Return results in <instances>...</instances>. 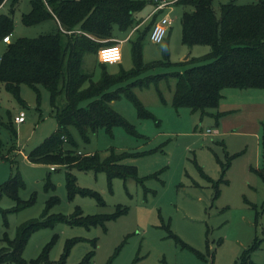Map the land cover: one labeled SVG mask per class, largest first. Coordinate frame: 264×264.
<instances>
[{"label": "rangeland", "instance_id": "obj_1", "mask_svg": "<svg viewBox=\"0 0 264 264\" xmlns=\"http://www.w3.org/2000/svg\"><path fill=\"white\" fill-rule=\"evenodd\" d=\"M228 1L213 0L215 12L220 4ZM232 1L245 4L264 0ZM159 6V2H153L136 14L145 17L137 32L144 30L155 13H160L157 20L162 16L171 20L160 44L151 43L148 35L144 39L143 61L161 59L164 44L168 46L169 60L173 64L183 62L185 57H200L196 54H200L204 46H186L181 42L180 19L185 7L167 3L162 10ZM29 10V0H16L14 4L8 1L0 8V14L11 13L12 40L56 30L52 19L24 25L21 16ZM135 34L134 28L133 38ZM120 46L121 61L106 65L111 74L133 66L130 42H122ZM4 48L0 41V55ZM189 66L191 64L187 63L155 69L151 73L180 71ZM83 69L93 74V80L98 79L100 68L94 55L84 56ZM174 83L175 79L168 77L159 81L158 86L151 83L144 88H134L152 118H138L133 103L125 97L110 103L111 108L134 127L139 137L129 134L122 126H115L110 132L99 129L90 135L89 141H84L73 127L68 128L76 142V150L81 153L104 156L109 148L142 153L123 160L125 164L136 166L138 183L132 178L126 181L114 178L108 184L103 172L71 171L76 176V185L96 191L102 203L81 194L69 197L63 166L32 165L26 160L28 152L57 126L46 89L40 88L38 100L32 88L22 85L20 98L23 103H20L0 84V184L11 174L19 175L24 186L18 190V198L22 201L34 198L31 205L18 208L15 200L0 195V248L6 247L4 239L14 240L20 224L38 219L47 200L55 196L58 203L47 209L45 218L53 215L77 218L78 209L83 217L115 214L119 208H125L126 212L103 225L50 222L27 238L21 252L23 264L38 259L45 248L50 264L61 258L62 264H78L90 252L92 256L87 264H264V182L255 171L253 138L239 136L240 141L234 138V142H239L232 147L230 142L234 136L207 134L208 128L215 127L211 117H201L197 111L175 109L171 105ZM158 92L165 103L161 102ZM57 103L59 106L64 104V98L60 97ZM19 111L25 113V121L16 124L11 119ZM220 140L228 142V148L242 146L245 149L249 145V149L245 155L235 158L224 143V146L218 143ZM16 149L20 150L16 157L11 161L4 159ZM215 155L225 168L222 178L226 181L219 184L220 194L216 199L212 183L204 178L217 181L222 176L221 164ZM47 181L51 183L49 189L45 188ZM3 211L7 212L3 215ZM71 240L74 242L67 249ZM253 245L256 247L247 252ZM0 264L19 263L5 261Z\"/></svg>", "mask_w": 264, "mask_h": 264}, {"label": "trees", "instance_id": "obj_2", "mask_svg": "<svg viewBox=\"0 0 264 264\" xmlns=\"http://www.w3.org/2000/svg\"><path fill=\"white\" fill-rule=\"evenodd\" d=\"M8 1L14 4L16 0H0V6ZM175 3L185 7L180 19L182 44L209 47L205 55L178 64L170 62L167 44L161 47V59L143 62L144 39L160 13H155L140 32L137 29L144 18L136 14L146 5H152L153 0H29L30 10L22 14V23L31 26L52 19L56 23V30L32 38L11 39L0 57V84L20 103H23L20 98L22 85L32 88L38 100L41 87L48 92L57 126L28 152L27 159L32 164L63 166L65 189L69 197L81 194L102 203L96 191L76 185V176L71 172L73 169L103 172L108 184L114 178L123 181L132 178L140 182L136 166L125 164L123 160L142 153L116 151L114 148H109L104 156L81 153L76 150V142L68 129L73 127L84 141H89L90 135L99 129L110 132L115 126H122L129 134L139 137L134 127L110 106L112 101L125 97L133 103L138 118H152L137 98L134 88H144L151 83L158 86L159 81L172 77L175 83L171 105L175 109L197 111L202 116L212 114L217 108L223 89H264V1L238 4L230 0L220 4L217 13L213 0H176ZM134 28L135 37L129 41L133 66L129 70L120 68L115 74L109 73L106 64L97 61L98 49L116 44L114 39ZM12 30L11 13L0 14V40L11 35ZM86 54L96 57L100 68L97 80H93V74L83 69ZM187 63L191 66L180 71L151 73L155 69ZM159 96L161 102L165 103L160 93ZM60 97L64 98V104L59 106L57 102ZM261 147L264 160V122ZM219 163L222 176L215 182L214 198L219 194V184L226 182L222 178L225 168ZM255 171L264 182V167ZM23 186L20 176L12 175L0 184V195L5 194L15 200L18 208L29 206L34 202L33 197L22 201L17 196ZM50 187L51 183L47 181L45 188ZM57 203L55 196L49 198L38 219L20 224L14 240L4 239L6 247L0 248V263L11 261L23 264L21 252L27 238L50 222L103 225L126 212L125 208H119L115 214L83 217L78 209L77 218L63 215L45 218L47 209ZM6 212L3 211V215ZM170 234L178 240L173 233ZM74 240L67 244V249ZM255 247L250 246L246 251L250 252ZM45 250L31 264H50L46 260ZM192 251L195 252L194 249ZM91 256L92 252L88 253L78 264H87ZM62 262L61 258V261L53 264Z\"/></svg>", "mask_w": 264, "mask_h": 264}, {"label": "crops", "instance_id": "obj_3", "mask_svg": "<svg viewBox=\"0 0 264 264\" xmlns=\"http://www.w3.org/2000/svg\"><path fill=\"white\" fill-rule=\"evenodd\" d=\"M175 1L173 3H175ZM153 2H155V4H156L158 1L153 0ZM1 7L2 6H0V8ZM146 15H148V13ZM133 30L134 29H132L128 34H125V35L121 34V35H124L123 38L117 37V39H121V40H117V39H114V40H117L118 42L120 41V44L122 42H125V41H130L133 38L132 37L133 36ZM9 36H10V40H11V35H9ZM148 36H149V33H148ZM0 41L4 45L7 44V43L3 42L2 39ZM193 46H204L205 47V49H203L204 51L202 50L201 52H199L200 54H198V53L196 54L197 56L204 55V54L208 53V51H209V47L206 45H193ZM120 48H121V46H120ZM0 57H1V55H0ZM142 59H143V49H142ZM186 60L183 59V61H186ZM97 61H98V59H97ZM143 62H145V61H143ZM145 63H147V62H145ZM19 112L15 113V115L11 119L14 123H16L14 121V117ZM214 112H215V114L218 113L219 116H215ZM205 115L211 117L214 121L215 127L213 129L208 128L211 130L212 134H214L215 136H218V135L234 136L233 138H231V142H230L232 147H236V144L241 140V139H239L240 137L241 138H246V137L253 138V145H252L253 149L252 150H253V160H254L253 163L255 165V170H260L261 168L264 167V160L262 157V147H261L262 123L264 122V89H246V90H239V89H233V88L223 89L221 91V99L219 100L217 108L214 111H212V114L207 113ZM205 115H203V116H205ZM200 116L202 117L201 114H200ZM16 124H21V123H16ZM234 138H235V140H239V141L234 142L233 141ZM218 143L220 145H223V146L225 144V146L228 148V142L224 143V140H220V141H218ZM241 147L242 146H239L237 148H228V150H229V152L235 154V158H237L241 154L245 155L249 149V145H246L245 149H243V147L242 148ZM19 152H20L19 149L13 150V151H11L9 156H4V159L11 161L14 157L17 156V154H19ZM86 154H88V153H86ZM215 157L219 161V158L216 155H215ZM26 160L28 163H30L27 159V155H26ZM30 164H32V163H30ZM48 166H50V165H48ZM55 167H58V166H55ZM201 173H203V172L201 171ZM10 176H12V174ZM204 178L208 182L212 183V185L214 187L216 181H212L208 177H204ZM214 192H215V189H214ZM219 194H220V188H219ZM219 194L216 198L219 197Z\"/></svg>", "mask_w": 264, "mask_h": 264}, {"label": "built area", "instance_id": "obj_4", "mask_svg": "<svg viewBox=\"0 0 264 264\" xmlns=\"http://www.w3.org/2000/svg\"><path fill=\"white\" fill-rule=\"evenodd\" d=\"M160 4V8L166 5L167 3H173L175 0H155ZM163 10V8H161ZM171 23V20L166 16H162L159 20H157L150 32H149V41L153 44H160L166 35V31ZM2 41L5 43L10 42V36H5L2 38ZM122 52L120 48V44L118 42L114 45L102 46L97 51V59L100 63L103 64H117L121 61ZM25 120V113L20 111L15 117L14 121L16 123H22ZM207 134L211 133L210 129L206 130ZM53 169V167H51Z\"/></svg>", "mask_w": 264, "mask_h": 264}, {"label": "water", "instance_id": "obj_5", "mask_svg": "<svg viewBox=\"0 0 264 264\" xmlns=\"http://www.w3.org/2000/svg\"><path fill=\"white\" fill-rule=\"evenodd\" d=\"M186 59H187V57L184 58V60H186Z\"/></svg>", "mask_w": 264, "mask_h": 264}]
</instances>
